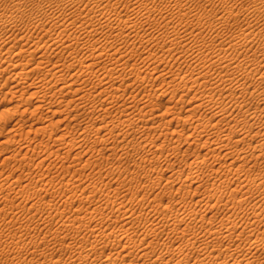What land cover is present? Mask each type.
<instances>
[{"label":"rangeland","instance_id":"1","mask_svg":"<svg viewBox=\"0 0 264 264\" xmlns=\"http://www.w3.org/2000/svg\"><path fill=\"white\" fill-rule=\"evenodd\" d=\"M17 1L20 2V6L23 9L21 7L19 8L18 6H16ZM127 1H133V0H113L110 3L111 5L108 3V0H104L102 3H100V6L102 7V6L106 5V8H108V10H111V14L114 15L113 11L116 8V5H113V4H120V3L127 2ZM145 1L149 2V3H151L153 1L156 3H160L159 4L160 7H163L164 5L167 7L165 8L164 11L162 10V11L156 12L154 14V17L151 18V20L150 19L146 20L145 21L146 23L143 25V27H149V25L147 23H149L150 21H151L150 23H153L156 20H159L156 22H161V21L165 22V21H169V19H170V22L173 21L172 23H175V22L178 23V19L180 21L183 18H185V20L187 19V21L190 22V23H188L189 29H192L193 26L197 25L198 29L200 28L199 30H204V31L206 30L205 34L207 35L206 37H207V40L209 42H212V41L217 42L216 46L211 47L212 48L211 50L208 49L211 52L218 51L216 53H219V51H220L221 54H227V52L231 48H228L227 44H225V45L220 44V43H222L220 41H222V39L231 37L232 34H235V33H238L237 36H241V37L244 36V35L242 36L243 33H247V35H248L247 38H250V40L249 39H247L248 41L243 40L244 43H247V44L245 45L244 43H242V47L240 49L237 48V50H235V51H234V49H231V51L228 52V57L230 59H233V60L235 59L236 62L238 61V62H242V63L246 62L248 60L247 57H250V59H253L255 57L253 59V60H256L255 62H257V64H255V66L260 68L261 71H264V64H263L264 63L263 62L264 49L261 48V47H264V10H263L264 8H262L263 5L261 2V1L264 2V0H195V1L194 0H187V2H186V0H184L185 6L188 9H189V7H191L189 9V11L187 9L188 13H186V14L177 11L178 9L175 6L176 0H145ZM38 3H40V4H38ZM193 3L195 5H193ZM42 4L45 6L46 0H45V3H44V0H0V20H2L3 22L6 23L4 26L5 27L4 29L0 27V30L4 31V32L3 31L0 32V44H1L0 50L3 51V53H5L6 55L8 54L7 56L10 57L9 59H12V60L16 59L20 63L21 62L22 63L27 62L30 59V55L25 56L26 52L23 50L27 49L29 46L30 47L35 46L37 44V42H38L37 46L41 45L39 47H42L43 51H44V49L47 50V51H44V53H43V59L44 60H52V62H56L55 61L56 57H58V54H59L60 57L62 56L61 59H60V57H58L59 60H61V61H59L57 58V63L59 64L60 62L63 61L66 54H68L64 50H62L61 45L55 46L54 44H50L51 43L50 40H52V38H51L52 34H54V33L56 34V32L59 31L60 25L56 26V27L54 24L52 25L53 27L47 26V28H50L52 31L46 32L43 29L38 30L39 28L33 24V21H32L33 18L31 19L30 13H32L33 11H36L37 10L36 8L39 6L41 7ZM161 4H163V5H161ZM37 5H39V6H37ZM92 5L93 4H89L87 9H85V7L82 5L80 7H75L74 10L75 11L76 10L82 11V16H86L88 13L90 15H92L93 12L90 11V8ZM4 6H6V7H4ZM200 6H201V8L203 6V8L201 9ZM45 7H49V6L46 5ZM122 7H123V5L121 6V4H120L119 8H117V10H120V8L123 10ZM204 7H206V8L208 7V9H206ZM230 7H232L231 10H233L235 12V14H236V15H234L235 17H233V16L229 17L228 16L229 11L231 12ZM30 8H32V9H30ZM16 9H18V10H16ZM170 9H172L173 11ZM200 10H202V11H200ZM25 11H27L28 13ZM69 11L70 10H68V12ZM22 12L24 13V15L21 14ZM127 12H130V11H127ZM127 12H124L122 14L124 15ZM190 12H193V13L191 14ZM26 13L28 14L29 17L26 16L27 15ZM198 13L199 14L201 13L205 16V17H203L204 20L199 21L197 19ZM19 14L23 15V17L22 18L20 17V19H18V17L20 16ZM209 14L210 15L213 14L211 16L215 17V19H217V21L220 22V24L217 25L218 28L216 26V28L214 30L213 29L210 30L209 29L210 26L208 27V25H209L208 23H210L209 20L211 19ZM214 14H215V16H214ZM224 14H226L228 17ZM15 15H16V17H15ZM182 15H183V17H181ZM224 16H226V17H224ZM28 18H29V20H28ZM154 18H155V20H154ZM190 18L193 20V22ZM227 18H229V19H227ZM7 19H11L12 21L11 22L6 21ZM206 20L208 23L206 22ZM228 20H229V22H227ZM221 21H224V22H221ZM221 23H223V24H221ZM137 24L142 26V23L140 21H138ZM192 24H194V25H192ZM200 24H202V25H200ZM112 25L113 24H111L110 22H107V21H102V23L100 24L102 30L104 32H108L109 34L112 33ZM201 27H203V28H201ZM33 28H35V29H33ZM79 30L80 29H77V33L79 35H81V31H79ZM43 31H45V33ZM210 31H212V32H210ZM157 32L158 31L154 28L153 29V33H155L154 36H156L157 34L158 35L161 34L159 39L161 42H164V39H161V38L162 37L165 38V34L162 32H158V33ZM240 32H242V33H240ZM219 33L221 35H223L225 38L221 37V35ZM253 33H255V34H253ZM2 34H3V37H2ZM44 34H46V36ZM55 34H54V36H55ZM133 34L134 33H132L131 41L133 39L132 37H134ZM100 37H102V39ZM113 37H114L113 34L111 35V38H110V36L108 37L106 35V33H102L101 35L99 34L95 40L98 39L97 41H103L104 42L107 40V38L108 39L110 38L109 40H111V39H113ZM14 38L18 42L16 40H14ZM22 38H24V39H22ZM215 38H216V40H215ZM1 39H3V40H1ZM45 39L47 40L48 43L46 42ZM7 40H8V43H7ZM44 40H45V42H43ZM167 40H165V41H167ZM35 41H37V42H35ZM250 41H251V43H250ZM156 42L157 41L145 42V44L139 46L140 51H139L138 46H137L138 52H136L137 54L134 53L135 55L132 53H128L127 51L129 49H126V47H124V48L122 47L123 54L118 55V57H120L118 59V61L121 63L116 61V63L117 62L119 63V64L117 63L118 65L115 63L109 64L110 58H105L104 60L103 59H97L95 61V63L96 62L97 63L94 64V70L97 67L100 68V69L96 70L100 74H103V72L105 73L106 70L114 69L113 67H116V71H118V73L122 71L121 74L124 75L125 80L124 81L118 80L116 82L115 86H120V91H121L120 93H123V95L114 104V107H111L109 109L111 112L109 110L106 111L108 113L106 116L104 115V114H106L105 111H102V112L99 111V113L97 111V112H95V114H96L95 118L93 117L95 114L94 115L93 114H90V115L87 114L84 117V115L82 116V114L80 112L78 113L79 110H74L72 108V114L74 116L70 113L68 115H70L73 118L75 117V118L70 123L69 127L67 128L69 131L68 135H70V136L74 135V136H72L75 139L74 142L71 144L72 147L68 146L66 148H62L59 151H57L56 154L53 153L51 155L48 152H47L48 155H47V153L43 152V147L41 146V141L46 140L47 142H49L52 145L55 142V139L58 136H60L61 133H63L62 127L64 128L65 121H62L59 128H56V130L54 131L52 137H51V135H49L51 138L48 135L43 136L42 134H39L37 137L40 138L41 140L37 139V141H36L35 139H33V141H34L33 147L30 149L29 158H32V159L34 158L35 159L34 161L31 160L30 163H27V161L25 162L24 160H17V162L12 160V161H7V162L2 163V161L4 159V157H3L4 151L3 150L5 149L6 144L1 143V141L8 137L9 133H8L7 129H9V127H11L14 123H16L18 118H20L22 120L21 123H23V121H25V120L28 121L30 119V117L32 118V114L29 112L22 114V113L12 111L13 114L11 112L8 116V119H10V120L5 119L6 122L8 121L7 123L3 122L4 120L0 121V131H2L0 133V175H1V177H0V192H1V194H0V210H1L0 211V264H37L38 262L43 260V254L44 253L48 256H51L53 254L55 257H59L61 255L65 257L67 254V248L65 247V245H61V244L54 245V239H53L54 234H52V233H56V231H57L58 239L66 238V240H72L70 237L75 235L76 239L73 240V244L79 245V244H81L82 238L84 235H86V236L92 235V232H91L92 228H94V230L98 231V232H102V231L107 232V231L114 230L117 228V226L122 225L125 222H127V219L125 217L126 214L117 212L118 206L120 204L125 205L126 208H130V209L133 208L137 214L139 212H141L142 209L144 208L143 206H145V205L141 204V200H143L142 197L147 198L146 204L149 200H152L153 198L158 199L157 202H162L164 204H167V203L172 201V204L174 206L173 210L175 212H177L179 214V216H181V215L183 217L188 216V217H185V219H187V220L182 223L180 230L176 233H172L170 235V237L167 239L169 242L175 241L174 239L183 237L184 233L185 234H191L193 232H195V233L198 232V234L200 235V237H199L200 240H204L206 236H209V230L210 229L211 230H223L224 229L223 231H225L228 227L231 230L228 232V234H230L229 236H227V235L223 236L221 234L218 236L213 235V236H211V240L209 241L213 245L214 244L216 246L219 245V247H216V249L221 253V256H224L225 254L228 255L231 252H235V249L236 250L237 249L246 250L248 247H251L248 257L251 260L252 264H264V180H263L264 178L261 177L264 174V153L260 157L259 160L251 158L249 155H248L249 157L246 156L247 158H244V159L241 158L242 156L237 157V155H235L236 156V159H235L234 156L230 155L232 150L234 149L233 150V152H234L237 147H238L237 149L239 150V148L241 149V147H243V145H245L244 146L246 148L245 150L249 152L250 149L248 150L247 146L257 144L256 143L257 142L256 137H253L252 135H248L249 137L251 136L250 138L248 136L244 137L243 138L244 140L241 142H238V144H237V142H235L236 139L232 140L233 143L231 141L229 142L227 140L225 132L230 130L231 128H233V129L242 128V126H243V125H241V124H243L242 122L236 123V125H235L232 121H229L228 118H224L223 119L224 121H223V120H220V118L218 117L219 119L217 118L218 119L217 125L215 122L217 119H213V121H212V122H214L213 125H209L210 123L208 124V122L206 125H204L205 127L202 126L201 124H200L201 126H199L197 124H196V126L194 125L195 122L198 123V119L200 116H201L200 118H204V119L206 118L205 120H207V117L209 116L208 121H211L210 119L213 118L212 115H214L213 113H214L215 109H213L214 110L213 111L211 106L206 105L207 107L203 106V107H206L204 109H203V107H200V108H197L196 110L192 111L191 109H189L190 108L189 106L192 104V102L190 100L191 99L190 96H192L194 94V91H195V92H197L198 95L201 93L199 96H201L202 99L208 100V99H210V96H211V93H210L211 89L208 87L207 88H204V87L200 88V87H198L199 84H196L195 87L192 89V91H190V89L185 90V92H188V96L187 95L182 96L183 90L181 87H183L182 84H184V83L181 82L182 83L181 84L179 81L182 79V76L191 77L192 75L197 74L198 69H200L202 67H201V65H199L198 69L193 70L194 69L193 66L196 63L194 60L190 61V60L184 59V57L187 55V51L182 53V49H181L182 46L176 47L175 45H170L168 41L166 42V45H163V44L161 45V43L157 44ZM15 43H16V45H15ZM137 43H139V42L137 41ZM200 43H198L197 45L198 46L202 45V41H200ZM46 44H50V46H48L47 49L45 47ZM243 44H244V47H243ZM245 46H247V47H245ZM248 46H249V48H248ZM1 47L2 48L4 47V48L2 49ZM55 48H56V50H55ZM4 49H5V51H4ZM7 49H8V51H7ZM19 49L21 52L19 51ZM261 49H262V51H261ZM57 50H59L60 52ZM9 52H11V53H9ZM12 52H14V55L17 54V52H18L17 56L19 58L17 56H14ZM173 52H174V54H173ZM223 52H225V53H223ZM40 53H42V51ZM60 53H62V54L60 55ZM232 53L234 54L233 57H232ZM11 54H12V56H11ZM124 54L126 56H124ZM68 55H70V54H68ZM68 55H67L68 58L64 59L63 63L67 64L68 60H70V56H68ZM79 55H82V53H79ZM178 55H181V57L179 59L177 58ZM237 55H239V56H237ZM257 55H259L260 59ZM23 56L25 57L26 60L24 59ZM243 56H244V58H243ZM245 56H246V58H245ZM106 57H108V56H106ZM124 57H125V59H124ZM238 59H240V60H238ZM245 59H246V61H245ZM233 60H231L232 63L235 62ZM258 60H262V61L258 62ZM98 61H99V65H98ZM105 61H106V64H105ZM113 62H115V61H113ZM113 62H111V63H113ZM236 62L231 67H225L224 69L221 66H217V67L214 66L213 71L215 72V71L219 70L220 72L217 71V72H215L216 74L213 71L212 72L215 76H218V74H224L225 77L236 78L237 83L240 81L238 84L241 85L242 81L245 79L244 76L242 75L244 73H242L241 71L236 69L235 65L240 64V63H238V62L236 63ZM63 63H62V66H63ZM189 63L192 65H190ZM206 63L208 64V62H206ZM206 63H205V65H207ZM258 63L260 65H258ZM103 64H105L107 66H105ZM60 65H61V63H60ZM122 66H123V68H122ZM233 66L235 67L236 70L233 68ZM104 67H105V70H103ZM108 67H109V69H108ZM219 67L221 68V70ZM226 68H228V69L226 70ZM130 69H132V71ZM232 69L235 70L233 73L234 75L229 74L230 73L229 71H231V72L233 71ZM100 70L102 72H100ZM187 71H189V72H187ZM223 71H225L226 73H224ZM138 73H140V76H138ZM179 73H180V75H179ZM6 74L3 75L4 77L0 76V80H1L0 82L1 83L4 81V78L7 76ZM84 77H86V78H84ZM84 77H83V79L87 80V83L84 82L86 88L89 86L91 87L93 84L97 83V79H95V77H92V78L88 77V76H84ZM66 78L68 80H70L72 78L71 72L66 74ZM30 79L31 78L22 80L20 87H22L23 85L27 86L28 85L27 82L31 81ZM174 81H175V83H174ZM243 82H245V81H243ZM257 85H259V86H257L259 91H262V89L264 90V88H262V86H261V85H263V87H264V84L260 85L257 83ZM176 86H178V87H176ZM234 86L237 87L236 85H233V87ZM196 87H198L199 89H197ZM184 88H186V87H184ZM19 89L20 88H18V90ZM176 89H177V91H176ZM200 89H202V91ZM203 89H205V91H203ZM164 90H165V92L167 91L168 93H165ZM208 90L210 92H207ZM239 90H241V88L236 89V92H237L236 94L240 93ZM253 90H254V88L251 89L250 91H253ZM147 92H148V94L154 92L153 94H155V95L151 94V96H152L151 97L150 95L147 94ZM16 94L17 95L20 94V91H18ZM202 94L203 95L205 94V95L202 97ZM248 94L251 95V92L245 93L246 99H247ZM26 95L28 96V94H25V97H27ZM230 95L232 96V94H230ZM230 95H227L225 97H224V95L220 96V97H219V95H216L214 97V99L215 98L216 99L215 100L213 99V101L215 102L216 105L221 104L220 106H225V105L227 106L229 104L230 106L228 105L227 107L229 109H231L232 111H235V113L237 111L242 112V110H244V108L248 105H249V108L247 107L248 109L247 108H245V109H247L249 111H254V110L258 109L257 111L259 113L264 112V102H261L260 100L256 101L257 99H253L250 96H248V99H247V102L245 103V106H243L242 108L241 107L238 108V107L234 106V102L231 101L232 97ZM140 96L143 98H146L147 96L148 97L146 99H143ZM171 96L173 98H171ZM132 97H134L135 99H133ZM136 97H138V98H136ZM153 97H154V99H153ZM168 97H170V98L168 99ZM177 97H178V99H177ZM179 97L181 99H183V101H180L181 99H179ZM222 97H224V98L222 99ZM71 98H72V96H71V94H69L67 96V99H71ZM130 98H132L133 100ZM155 98H156V100H155ZM228 98H230L231 100ZM142 99H143V101H142ZM224 99H225V101H224ZM12 100H11V94L0 92V113L3 109L6 110L7 108H9L8 106H10V104H11L10 101H12L14 104H15V101H16V104H17V102L20 103V101H21V99L16 100L15 98ZM147 100L148 101L150 100L149 101L150 104L148 103ZM167 100L168 101L170 100V101L168 102ZM176 100H177V102H176ZM217 100H218V103H217ZM250 100L253 102H251ZM139 101L141 102L140 104H138ZM220 101L222 103L226 102L227 104L223 103L225 105H222V103ZM227 101H229V102H227ZM143 102L146 103L147 105L149 104V106H150L149 108L146 107L145 109H147V108L148 109H150V108L158 109V113H161V112H162L161 114L169 113L171 115V118L175 116L174 119L172 118L171 122L169 124L167 123L168 124L167 125L165 123H159L156 119H150L148 121V123H146V120H145L146 118H141L143 122L145 121L144 123L143 122L141 123V120L139 121L138 124L141 126L138 125L136 128H135V126L131 127V128H129L127 126V128H125L124 131H121V135L119 137V140H116L119 143L115 142L113 140V138L109 139L111 141L108 140L105 142L104 141L105 138L103 139V137H102V135L104 133L103 134L102 133L101 134L95 133L96 132L95 126L97 127L101 124H104V123L106 124L108 122L110 125H112L111 124L112 119H114V118H115V120H114L115 122H118L119 119H122V118L125 120V119L131 117V114L134 115V116L132 115V117L137 118V116H140V114L144 111V110H141L143 107L140 109V107L143 106ZM157 102H158V104L162 103L163 107H162V105L157 106L155 104ZM127 103H128V106H127ZM182 103H183V105H182ZM176 104H177V106H176ZM118 105H119V107H118ZM137 105H139V107ZM152 105H154V107ZM165 106H169L170 108L168 107L169 108L168 109ZM173 106L176 108L174 109ZM71 107H73V106H71ZM131 107H133V109H131ZM136 107H137V109H136ZM63 108H65V107H63ZM123 108L126 111L128 110L127 111L128 113L125 112V115H124V113H122L120 115L121 110ZM177 108H178V110H176ZM170 109H171V111H170ZM116 110H118V111H116ZM165 110L167 112L163 113V111H165ZM189 110L192 111L194 115L192 114V112L190 113ZM86 112H88V111H86ZM134 112H136L137 115L134 114ZM196 112H197V114H196ZM211 112H213V113L211 114ZM76 113H77V115L78 114H80V115H78L76 117ZM97 113L99 115H97ZM30 114H31V116H30ZM102 114L104 116H102ZM191 114L194 118H192L190 116ZM205 114H207V115H205ZM208 114H210V115H208ZM113 115H115V117ZM184 115L185 116L189 115L188 116L189 118L187 116H186L187 119H186V117L184 118ZM195 115H197V116H195ZM64 116H65V114H63L62 116L57 115L56 117H49L47 121H49L50 118L51 119L54 118L53 120H58L60 117H64ZM100 116H102V117H100ZM88 117L90 118L89 120H88ZM111 117H112V119H111ZM177 117L179 119H177ZM33 118H34V116H33ZM35 118H36V116H35ZM166 118H169V117H166ZM15 119H16V121H14ZM78 119H79V121H78ZM94 119H96V121ZM107 119H109V121ZM189 120H190V122H189ZM78 122H79V125H78ZM86 122L89 123L88 125L94 124V126H93L94 129L92 127L86 128V126H87V125H85V124H87ZM230 122L232 123V125ZM229 123H230L231 127L229 126ZM261 123L256 122V125H255L256 129L255 130L258 129V126L260 129H262V130L264 129V123L263 122H261ZM18 124H20L19 120H18ZM152 124H153V127L150 126ZM160 124H163V125L161 126ZM158 125H160V126H158ZM224 126H225V128H223ZM236 126H238V128ZM2 127H4L6 130L3 131ZM147 127L150 128V130ZM162 127L164 130L162 129ZM187 127H188V129H187ZM195 127L197 130H199V128H200V130L197 131L195 129ZM207 127H209V128H207ZM216 127H217V130H219V133H217L218 132L217 130L216 131L214 130V129H216ZM18 128H20V127H18ZM132 128L134 129V131ZM137 128L139 130H137ZM205 128H207L206 129L207 134L205 132ZM88 129H91V131L87 132ZM221 129H223V130L221 131ZM225 129H226V131H225ZM181 130H182V132H181ZM212 130L214 131V133ZM166 131H167V133L168 132L170 133V134L168 133L169 138H171V136L173 137L174 136L173 134L175 132L176 135H180V136L182 135L181 139H180V136H179V138H178V136L177 137L175 136L174 139H170V141H169L168 140L169 138L166 139L165 135L160 136V132L165 133ZM190 132H191V134L192 133L193 134L191 135ZM197 132H199V134ZM23 133H24L23 134L24 136L22 135V137L23 138L27 137V134L25 135L26 131ZM131 133L132 134L134 133L133 135L140 137L139 138L140 140L143 139L147 143L144 142V144H145L144 146H140L138 144L132 143L131 142L132 135H130ZM138 133H140V134H138ZM221 133L222 134L224 133V135H222ZM158 134H159V136H158ZM187 135L189 137H187ZM196 135H197V138H196ZM122 136H124L123 139H122ZM84 137H85V139H83ZM129 137H130V139H129ZM186 137L189 139L187 140ZM193 137H195L196 139H193ZM214 137H215V140L217 139L216 141H219L218 143H220V146L213 139ZM222 138H223V140H222ZM99 139H101V140H99ZM220 139H221V141H220ZM81 140H83V142H81ZM153 140L157 144H153L154 146L151 147L150 143ZM75 141H77V142L79 141L78 142L79 144L81 142L80 145L82 147L77 142H76L77 145H74V144H76ZM226 141L228 142L227 143L228 145L236 144V146L237 145L238 146L236 147V146L232 145L231 147H233V148H231L230 146H228L226 144ZM244 141H245V143H244ZM112 142L114 144L113 147H112ZM214 142H216V143H214ZM22 145L24 146L27 144L23 142V143H20V145H18L19 147L14 146V145L13 146L16 147V148H14L16 150H22V152H26V149ZM109 145H110V147H109ZM117 145H118V147H117ZM76 146H78V147H76ZM223 146H225V147L223 148ZM226 146H228L229 148ZM156 147L157 148L160 147V148L156 149ZM221 147H222V149H221ZM70 148H72V149H70ZM80 148L83 150V153H84L83 155L80 154L81 153L80 151H82ZM101 148H103V149H101ZM214 148H215V151H214ZM218 148L220 149L219 151H218ZM1 149H2V151H1ZM56 149L57 148L55 146H53L49 149V152L52 150H56ZM79 149H80V151H78ZM97 149L98 150L100 149V150L98 151ZM113 149H114V151L115 150H117V151L114 152V151H112ZM228 149H230V150H228ZM84 150L87 152L85 153ZM91 151H93V153H91ZM226 151H228V152H226ZM103 153H104V155H103ZM76 154L78 156H76ZM201 155H202V157H201ZM42 157H46L47 161L45 162V164L41 165L40 163H38V161ZM29 158H28V160H29ZM196 158L198 159V162H199L197 164H196V161H197ZM204 158H207V159H204ZM201 160H202V162H201ZM255 160L259 164L256 163ZM88 161H89V163H88ZM239 161H242V162H239ZM235 162H236V165L234 164ZM86 163H88V164H86ZM238 163H240L241 166L242 165L243 166L242 167L239 166L240 168H237ZM235 166L237 169L231 168V167H235ZM152 168L154 169V171L152 170ZM227 168L231 169V171L228 170ZM74 170H78V172L74 171ZM236 170H238V172L240 174ZM234 171H236V172H234ZM148 172H150V173L148 174ZM241 172H243V173H241ZM42 173L44 174V176ZM225 173H227V174H225ZM235 173H236V175H235ZM247 173H248V175H247ZM73 174L76 176H74ZM259 174H261V175H259ZM39 175H41L42 177ZM18 176H21L22 177L21 179L26 178L28 181L33 180V182H34L35 179H37V180H35V182L39 181L35 190H34L33 196L29 197L33 191H32V189H29V187H27L26 184L28 183V181L26 183H24V185L22 183V185L13 184L12 186H10V183L14 179H16ZM81 176H82V178H80ZM7 177H8V179H6ZM64 177H66V180H64ZM76 177H78V178L75 179ZM247 177H249V178H247ZM255 177L256 178L259 177V180L261 179L260 180L261 182L258 179L256 181H252V180H251V182L249 181L250 179H253ZM38 178H43L42 182H40L41 179H38ZM67 178L68 179L71 178L72 182H67ZM131 179H133V180H131ZM231 179H233V180H231ZM134 180H136V181H134ZM172 181H174V182H172ZM262 182H263V184H262ZM242 183L246 184V185H243ZM1 184H4L3 185L4 189H1ZM182 184L186 185V188L184 186L182 187ZM236 184H238V185H236ZM83 187H86V188L88 187V188L85 189ZM179 187L181 190L179 189ZM248 187H250V188H248ZM81 188H83V189H81ZM247 188H248V190L246 191ZM70 190H77L78 196L77 195L67 196V194ZM79 190H82V193ZM80 194H82V195L84 194L83 198H82V195L80 197ZM22 196H23V198H22ZM86 196H88V197H86ZM182 196H183V198H182ZM41 197H42L43 201L44 200H46V201L48 200V201L47 202L42 201L43 203L41 204L40 203ZM30 198H32V199H30ZM145 198H144V200H145ZM20 199L22 200V202ZM24 199H26L27 202ZM34 199H36V200H34ZM178 199H179L178 203H180L182 206H180V204L175 202V200H178ZM185 201H186V203L187 202L188 203L186 204ZM31 202L32 203L34 202L33 205ZM45 203H47V205ZM48 203H51L54 206L55 205L59 206L61 208V210L59 212L52 210V213H49V211H51V209L49 208ZM177 204L179 206H177ZM184 204L186 205V207H184ZM42 207L45 208V210H42L41 209ZM96 208H100V211H96ZM192 209L193 210L195 209L196 211L199 210L198 211L199 216L197 217L198 219L196 218V220L191 219V217L188 214V212H191ZM111 211L115 212L114 217L116 218V221L112 222V221L107 220V218L110 216ZM153 214H156V213L153 212ZM53 215H54V217L52 218L51 216H53ZM91 215L95 216L92 223H90L89 226H83L82 228H80L78 230L77 229V226H78L77 220L83 216H91ZM46 216H47V218H46ZM40 218H41V222L39 220ZM148 218L151 219L152 215H148ZM74 220H76L75 226L72 225ZM29 221H30V223H29ZM46 221H47V223H45ZM64 221L69 223V225L67 227H64L62 230H58L59 227H62V223ZM38 222H39V224H38ZM141 223H142L141 220H139L135 215L132 217V219L130 221V224L134 225L135 227L139 226ZM147 223H149V222H147ZM141 227H143V226H141ZM11 233L15 234L14 235L15 237L13 236V234L11 235ZM45 234L49 235V237H48L49 241L44 242V243L41 242V245L38 248H34L30 244L31 239H36L35 237H37V235H38V238H41ZM21 235H23L25 238H28V239L30 238V239L27 240L28 243H26L25 245L24 244H22V245L17 244L18 245L17 246V245H15L14 241H16V238L18 236H21ZM142 237L143 236H141V231L134 232V234H133L134 240H139ZM165 238H166L165 235H159V238H155V236L149 237V238L145 237L144 241L147 242V241H150V239L153 240L154 243H152V245H154L157 249L156 254L157 255L161 254L164 257L165 254H166V256L169 255V252L167 249H165V246H162V248H161V244L165 240ZM158 244H160V245H158ZM177 244L178 243H175V245H177ZM143 246H145V245H143ZM110 247H111V243L108 244V246L106 247V253L109 252L113 255H116L117 251L111 250ZM135 247L136 248H133L135 253H137L139 250H141V249H139V247L142 248V246H140V245L135 246ZM160 249H162V251H160ZM101 250H102L101 248H99L97 250L98 255L102 254ZM167 252H168V254H167ZM202 252L203 251H199L197 249H194V252L192 253V255H194V256L200 255V253L202 254ZM16 255H17V257H15ZM166 256L164 258L168 257V256L167 257ZM19 257H21V260ZM155 257H156V255H154V256H142L141 258L135 257V259H138V260L133 261L132 264H140L142 262L150 263L153 260V258H155ZM127 263H129V261L123 260V261H120L116 264H127Z\"/></svg>","mask_w":264,"mask_h":264},{"label":"bare ground","instance_id":"2","mask_svg":"<svg viewBox=\"0 0 264 264\" xmlns=\"http://www.w3.org/2000/svg\"><path fill=\"white\" fill-rule=\"evenodd\" d=\"M104 0H46V5H48L49 7H45L43 4L41 5V7L39 5V7H37L36 11H31L32 13H30L31 15V19L33 18V24L38 27L39 29L38 30H45L46 32H50L52 31L50 28H47V26H52L53 24L56 26H59L60 25V28H59V31L56 32L55 36L54 34H52L51 38L52 40L50 44H54L55 46L56 45H61V48L62 50H64L66 53L70 54H66L65 58H68V56H70V60H68V63H63L64 62V59L60 65V63L58 64L57 63V58L60 57L59 54H58V57H56V62H52V60H44L43 59V53L44 51H47L44 49L43 51V48L42 47H39L37 46L38 45V42L35 46L33 47H28L27 49H24L23 51L26 52L25 56L26 55H30V59L25 62V63H20L18 62L16 59H9L10 57L7 56L5 53H3V51L0 50V76H3L4 74H6L7 76L4 78V81L1 83L0 82V92H4V93H9L11 94V100L12 99H21L20 103L17 102L16 104V101H15V104L11 102L10 106H8L9 108H7L6 110L3 109L0 113V121L1 120H4L3 122H6L5 119L7 120L8 119V116L9 114L14 111V112H18V113H22V114H25L27 112L31 113L32 114V118L30 117V119L28 121H23V123H21V119L18 118L20 124H18V120L16 123H14L11 127H9L8 130V137L5 138L4 140L1 141V143H5L6 147L5 149L3 150L4 153H3V161L2 163L4 162H7V161H16L17 160H24L25 162L27 161V163H30L31 160L34 161L35 159L33 158H29V152H30V149L33 147V139H35L37 141V139L41 140L40 138H38L37 136L39 134H42L43 136H46V135H53L54 131L56 130V128H59L60 124L62 123V121H65L64 123V128L62 127V132L60 136H58L56 139H55V142L51 145L49 142H47L46 140H42L41 141V146L43 147V152L44 153H50L53 154L57 151H59L60 149L62 148H66V147H70L71 144L74 142V135L70 136L68 135L69 131H68V127L70 125V123L73 121V117H71L70 115H68L69 113L72 114V108L74 110H79L78 113L80 112L82 114V116L84 115H87V114H95V112L98 111H108L111 107H114V104L119 100V98L123 95V93H120V86H115L116 82L118 80H121V81H124L125 78H124V75L121 74V72L118 73V71H116V67H113L114 69H108L109 70H106V72L103 74H100L98 73V69L100 68H95L94 70V64L95 61L97 59H105V58H110V63L109 64H117L119 61L118 59L120 57H118L119 54H123V51H122V47H126V49H129L127 52L128 53H136L138 52V49H139V46L145 44V42H155L157 41L156 43L157 44H160L161 45H166V42L168 41L170 45H175L176 47L177 46H182V53L187 51V55L184 57L185 60H194L195 61V65L193 66L194 69L193 70H196L198 69L199 65H201L202 68L198 69L197 71V74H194V75H190L191 77H184L182 76V79L179 81L180 83H184L182 84L183 87L182 88V96H185L187 95L188 96V92H185V90H189L192 91V89L195 87L196 84H199L198 87H204V88H210L211 89V92L208 90L207 92H210L211 93V96H210V99L208 100H204L201 98V96H199L197 94V92L194 91V94L191 97V102L192 104L189 106L192 111L193 110H196L197 108H200V107H203V106H211L212 110L215 109L214 113L211 112V114L213 113L214 115L213 118H211L210 120L211 121H208V117H207V120H205L204 118H200L201 114L199 115V119H198V123L195 122V126L196 124L199 125V126H204L207 124L209 125H213L214 122L213 119H217L218 117L220 118V120H223L224 118H228L229 121H232L235 125L236 123H240L242 122L243 125L242 128H239V129H233L231 128L230 130L226 131L225 129V134H226V137H227V140L230 142L233 143L232 140L236 139L235 142H241L243 141L244 137L248 136V135H252L253 137H256L257 139V144H254V145H248V150L250 149V151H246L245 149V145H243V147H241V149L239 148V150L237 149L238 145L236 146V144H232L234 146H236L235 148V151L231 152V156H234V158L236 159V156L237 157H241L242 159L244 158H247L246 156H250L251 158H254L256 160H259L260 157L263 155L264 153V129H260L259 126H258V129L255 130L256 128V122H263L264 123V112L263 113H259L257 110H254V111H249L247 110L249 108V105L246 106L244 110H242V112H236L235 111H232L231 109H229L227 106L229 105H225L223 103H226V102H221L222 105H225V106H220L221 104L219 105H216L215 102L213 101L214 97L216 95H219L220 96H227V95H230L232 94V100L230 99L232 102H234V106L235 107H243L245 106V103L247 102V99H248V96H250L251 98L253 99H257L256 101L260 100L261 102H264V90L262 89V91H259V89L257 88V83L258 84H264V71H261L260 68H258L257 66H255V64H257V62H255L256 60H253V59H250V57H247L248 60L245 61L246 62H238L240 64H237L235 65L236 66V69L241 71L243 76H244V80L245 82L242 81L241 85L237 83V79L236 78H228V77H225L224 74H218V76H215L213 74V67L214 66H221L223 69L225 67H231L232 65H234V63L236 62L235 59H230L228 57V52L231 51V49H234L237 50V48H241L242 47V43H244L245 40L249 39L250 38H247L248 35L247 33H243L242 36H237L238 33H235V34H232L231 37L229 38H225L223 35H221V37H224L225 39H222V43L220 44H227L228 45V48H231L227 54H221L220 51L219 53H216L218 51H214V52H211L209 51L208 49H212L211 47L213 46H216V43L215 41H212V42H209L207 40V35L205 34L206 30H199L197 25L196 26H193L192 29H189V24L190 23L189 21H187V19L185 20V18H183L182 20L179 21L178 19V23L175 22V23H172L173 21L170 22V19L169 21H165V22H156V21H159V20H155L154 18V22L153 23H147L149 25V27H143V25L146 23L145 21L146 20H151L152 17H154V14L156 12H159V11H164L165 8L167 6H163V7H160V3H156V2H146L145 0H133V1H127V2H124V3H120L121 6L123 5V10L120 8V10H117V8H119V5L120 4H113V5H116V8L114 9L113 11V14H111V10H108V8H106V5L105 6H100V3H102ZM113 0H108V3L110 4ZM195 1V0H194ZM193 1V2H194ZM187 2V0H186ZM192 2V1H191ZM197 2V1H196ZM262 2V5L264 8V2ZM27 3V2H26ZM44 3H45V0H44ZM214 3V2H213ZM13 4V3H12ZM37 4V3H36ZM40 4V3H38ZM89 4H93L90 8V11L93 12L92 15H90L89 13L86 15V16H82V11H75L74 8L75 7H80V6H84L85 9L88 8V5ZM158 4V5H157ZM190 4V3H189ZM257 4V3H256ZM111 5V4H110ZM163 5V4H161ZM192 5V4H191ZM193 5H195L193 3ZM192 5V6H193ZM197 5V4H196ZM203 5V4H202ZM16 6H18L19 8L21 7L20 6V2L17 1L16 3ZM15 6V7H16ZM24 6V5H23ZM108 6V5H107ZM175 6L176 8L178 9L177 11L181 12V13H188L187 12V7L185 6V1L184 0H176L175 2ZM6 7V6H4ZM17 7V8H18ZM26 7V6H25ZM110 7V6H109ZM115 7V6H114ZM195 7V6H194ZM11 8V7H10ZM22 8V7H21ZM169 8V7H168ZM167 8V9H168ZM175 8V9H176ZM191 7H189L190 9ZM201 8V6H200ZM203 8V6H202ZM201 8V9H202ZM206 8V7H204ZM228 8V7H227ZM232 7H230V10H231ZM256 8V7H255ZM23 9V8H22ZM32 9V8H30ZM111 9V8H110ZM188 9V11H189ZM198 9V8H197ZM196 9V10H197ZM208 9V7L206 8ZM18 10V9H16ZM28 10V9H27ZM68 10H70L68 12ZM172 10V9H170ZM195 10V9H194ZM211 10V9H210ZM229 10V9H228ZM264 10V9H263ZM24 11V10H23ZM117 11V12H116ZM127 11H130V12H127ZM169 11V10H168ZM173 11V10H172ZM191 11V10H190ZM198 11V10H197ZM202 11V10H200ZM207 11V10H206ZM212 11V10H211ZM27 12V11H25ZM124 12H127L125 13L124 15L122 13ZM175 12V11H174ZM196 12V11H195ZM225 12V11H224ZM227 12V11H226ZM28 13V12H27ZM26 13V14H27ZM178 13V12H177ZM180 13V14H181ZM191 14L193 12H190ZM189 13V14H190ZM209 13V12H208ZM18 14V13H17ZM16 14V15H17ZM21 14L24 15V13L22 12ZM19 14L20 16L18 17V19H20V17L22 18L23 15ZM195 14V13H194ZM193 14V15H194ZM227 14V13H226ZM224 14V15H226ZM12 15V14H11ZM15 15V17H16ZM210 15V14H209ZM213 15V14H211ZM211 19L209 20L210 23L206 22L209 24L208 27L210 26V30L211 29H215L216 26L218 24H220V22L217 21V19H215V17L211 16ZM228 15V14H227ZM226 15V16H227ZM234 15L235 12L233 10H231V12L229 11V17L230 16H233L235 17ZM28 16V14L26 15ZM25 16V17H26ZM215 16V14H214ZM224 16V17H226ZM227 16V17H228ZM13 17V16H12ZM11 17V18H12ZM29 17V16H28ZM180 17V16H179ZM183 17V15L181 16ZM192 17V16H191ZM196 17V16H195ZM203 17H205L203 14H199L198 13V20L199 21H202L204 20ZM209 17V16H208ZM232 17V18H233ZM188 18V17H187ZM207 18V17H206ZM205 18V19H206ZM222 18V17H221ZM6 19V18H5ZM30 19V20H31ZM181 19V18H180ZM191 19V18H190ZM189 19V20H190ZM196 19V18H195ZM226 19V18H225ZM229 19V18H227ZM29 20V18H28ZM192 20V19H191ZM190 20V21H191ZM197 20V21H198ZM219 20V19H218ZM223 20V19H222ZM6 21H12L11 19H7ZM24 21V20H23ZM102 21H107V22H110L112 25V33L109 34L108 32H104L100 26V24L102 23ZM140 21L142 23V26L141 25H138L137 22ZM175 21V20H174ZM195 21V20H194ZM198 21V22H199ZM31 22V21H30ZM148 22V21H147ZM193 22V20H192ZM205 22V23H206ZM221 22H224V21H221ZM229 22V20L227 21ZM195 23V22H194ZM202 23V22H201ZM204 23V22H203ZM226 23V22H225ZM5 22H3L2 20H0V27L1 28H5ZM198 24V23H197ZM223 24V23H221ZM32 25V24H31ZM194 25V24H192ZM202 25V24H200ZM225 25V24H224ZM30 26V25H29ZM28 26V27H29ZM33 26V25H32ZM34 26V27H35ZM199 26V25H198ZM205 26V25H204ZM223 26V25H222ZM53 27V26H52ZM156 29L158 32H162L165 34V38H162L161 39H164V42H161L159 37L160 35H155V33H153V29ZM203 28V27H201ZM218 28V26H217ZM7 29V28H6ZM35 29V28H33ZM54 29V28H53ZM56 29V28H55ZM58 29V28H57ZM77 29H80L79 31H81V35H79L77 33ZM152 29V30H151ZM259 30V29H258ZM261 30V29H260ZM3 31V30H0V32ZM6 31V30H5ZM45 31H43L45 33ZM4 32V31H3ZM54 32V31H53ZM212 32V31H210ZM102 33H106V35L110 38H111V35L113 34L114 37L113 39L109 40L107 38L106 41H97L95 40L98 35L102 34ZM132 33L134 37H132V41H131V36H132ZM242 33V32H240ZM256 33V32H255ZM253 33V34H255ZM47 34V33H46ZM46 34H44L46 36ZM250 34V33H249ZM257 34V33H256ZM259 34V33H258ZM24 35V34H23ZM240 35V34H239ZM49 36V37H50ZM164 36V35H163ZM251 36V35H250ZM2 37H3V34H2ZM106 37V36H105ZM217 37V36H216ZM220 37V36H219ZM7 38V37H6ZM102 39V37H100ZM18 39V38H17ZM24 39V38H22ZM26 39V38H25ZM48 39V38H47ZM137 39V40H136ZM168 39V40H167ZM241 39V40H240ZM3 40V39H1ZM14 40H16L14 38ZM21 40V39H20ZM46 40V39H45ZM45 40L43 42H45ZM100 40V39H99ZM159 40V41H158ZM167 40V41H165ZM216 40V38H215ZM244 40V41H243ZM17 41V40H16ZM26 41V40H25ZM49 41V40H48ZM137 41L139 43H137ZM200 41H202V45L198 46L197 44L200 43ZM248 41V40H247ZM2 42V41H1ZM15 42V41H14ZM18 42V41H17ZM47 42V40H46ZM7 43H8V40H7ZM40 43V42H39ZM48 43V42H47ZM251 43V41H250ZM23 44V43H22ZM34 44V43H33ZM43 44V43H42ZM50 44H46V49L48 48V46H50ZM148 44V43H147ZM155 44V43H154ZM153 44V45H154ZM168 44V45H169ZM201 44V43H200ZM245 45L247 43H244ZM244 44H243V47H244ZM1 45V44H0ZM13 45V44H12ZM16 45V43H15ZM14 45V46H15ZM18 45V44H17ZM44 45V44H43ZM53 45V46H54ZM156 45V44H155ZM262 45V44H261ZM5 46V45H4ZM13 46V47H14ZM25 46V45H24ZM137 46H138V49H137ZM218 46V45H217ZM222 46V45H221ZM17 47V46H16ZM44 47V48H45ZM58 47V46H57ZM163 47V46H162ZM247 47V46H245ZM2 48V47H1ZM4 48V47H3ZM2 48V49H3ZM10 48V47H9ZM25 48V47H24ZM52 48V47H51ZM141 48V47H140ZM217 48V47H216ZM226 48V47H225ZM249 48V46H248ZM264 49V47H261ZM143 49V48H142ZM223 49V48H222ZM244 49V48H243ZM10 50V49H9ZM17 50V49H16ZM52 50V49H51ZM56 50V48H55ZM146 50V49H145ZM170 50V49H169ZM208 50V51H207ZM215 50V49H214ZM246 50V49H245ZM5 51V49H4ZM8 51V49H7ZM6 51V52H7ZM18 51V50H17ZM20 51V49H19ZM42 51V53H40ZM59 51V50H57ZM140 51V49H139ZM225 51V50H224ZM240 51V50H239ZM238 51V52H239ZM262 51V49H261ZM16 52V51H15ZM21 52V51H20ZM49 52V51H48ZM60 52V51H59ZM63 52V51H62ZM154 52V51H153ZM11 53V52H9ZM13 55H14V52H12ZM79 53H82V55H79ZM225 53V52H223ZM234 53V52H233ZM232 53V57H233V54ZM242 53V52H241ZM263 53V52H262ZM261 53V54H262ZM62 53H60L61 55ZM137 54V53H136ZM142 54V53H141ZM174 54V52H173ZM238 54V53H237ZM18 55V52L17 54H15L14 56H17ZM46 55V54H45ZM135 55V54H134ZM236 55V54H235ZM245 55V54H244ZM12 56V54H11ZM13 56V57H14ZM108 56V57H106ZM124 56H126L124 54ZM183 56V55H182ZM230 56V55H229ZM239 56V55H237ZM242 56V55H241ZM247 56V55H246ZM245 56V58H246ZM249 56V55H248ZM259 57V55H257ZM18 57V56H17ZM24 57V56H23ZM62 57V56H61ZM60 57V59H61ZM118 57V58H117ZM176 57V56H175ZM181 57V55H178V59ZM252 57V56H251ZM19 58V57H18ZM17 58V59H18ZM27 58V57H26ZM53 58V57H52ZM172 58V57H171ZM236 58V57H235ZM239 58V57H238ZM242 58V57H241ZM244 58V56H243ZM242 58V59H243ZM23 59V58H22ZM25 59V57H24ZM23 59V60H24ZM49 59V58H48ZM125 59V57H124ZM260 59V57H259ZM19 60V59H18ZM22 60V61H23ZM26 60V59H25ZM24 60V61H25ZM59 60V58H58ZM107 60V59H106ZM235 61L234 63H232V61ZM240 60V59H238ZM20 61V60H19ZM61 61V60H59ZM58 61V62H59ZM108 61V60H107ZM115 61V62H113ZM116 61H118L116 63ZM262 60H258V62H260ZM66 62V61H65ZM102 62V61H101ZM113 62V63H111ZM208 62V64L206 63ZM236 62V63H237ZM263 62H264V59H263ZM262 62V63H263ZM62 63H63V66H62ZM104 63V62H103ZM121 63V62H119ZM118 63V64H119ZM186 63V62H185ZM192 63V62H191ZM205 63L207 65H205ZM242 63V64H241ZM105 64H106V61H105ZM103 64V65H105ZM117 64V65H118ZM190 64V63H189ZM264 64V63H263ZM98 65H99V61H98ZM116 65V66H117ZM127 65V64H126ZM192 65V64H190ZM258 65H260L258 63ZM107 66V65H105ZM110 66V65H109ZM124 66V65H123ZM122 66V68H123ZM100 67V66H99ZM215 67V68H216ZM220 68V67H219ZM233 68L235 69V67L233 66ZM135 69V68H134ZM228 68H226L227 70ZM235 69V70H236ZM105 70V67L104 69ZM132 71V69H130ZM192 70V69H191ZM221 70V68H220ZM233 70V69H232ZM233 70L232 72L229 71L230 73L229 74H233L234 71ZM142 71V70H141ZM213 71V72H212ZM219 71V70H217ZM215 71V72H217ZM238 71V72H239ZM71 72V79L68 80L66 78V74ZM100 72H102L100 70ZM135 72V71H134ZM184 72V71H183ZM189 72V71H187ZM214 72V73H215ZM220 72V71H219ZM224 73H226L225 71H223ZM222 72V73H223ZM153 73V72H152ZM228 73V72H227ZM240 73V72H239ZM216 74V73H215ZM180 75V73H179ZM196 75V76H195ZM234 75V74H233ZM240 75V74H239ZM84 76H88V77H95V79H97V83L96 84H93L91 87H87L85 86V83H87V80L83 79ZM138 76H140V73H138ZM229 76V75H228ZM232 76V75H231ZM4 77V76H3ZM143 77V76H142ZM239 77V76H238ZM31 78L28 83V85H23L22 87L21 86V81L24 80V79H29ZM86 78V77H84ZM255 78V79H254ZM1 81V80H0ZM171 82V81H170ZM178 82V81H177ZM175 83V81H174ZM195 83V84H194ZM178 84V83H177ZM120 85V84H119ZM181 85V86H182ZM233 85H236L237 87H233ZM168 86V85H167ZM262 88L263 85H261ZM173 87V86H172ZM178 87V86H176ZM180 87V86H179ZM186 87V88H184ZM198 87H196L197 89H199ZM18 88H20L18 90ZM180 88V89H181ZM238 88H241V90H239V94H236V89ZM253 91H250L251 89H253ZM173 89V88H172ZM179 89V88H178ZM175 90V89H174ZM195 90V89H194ZM202 91V89H200ZM199 90V91H200ZM18 91H20V94H16ZM172 91V90H171ZM177 91V89H176ZM200 91V92H201ZM203 91H205V89H203ZM234 91V92H233ZM258 91V92H257ZM165 92V90H164ZM251 92V95L248 94L247 96V99L245 97V93H249ZM154 93V92H153ZM153 93H150L147 94L151 96V94ZM163 93V92H162ZM165 93H168L167 91ZM191 93V92H190ZM203 93V92H202ZM235 93V94H234ZM25 94H28L27 97H25ZM71 94L72 98L71 99H67V96ZM143 94V93H142ZM145 94V93H144ZM146 94V95H147ZM159 94V93H158ZM157 94V95H158ZM172 94V93H171ZM134 95V94H133ZM132 95V96H133ZM155 95V94H153ZM163 95V94H162ZM181 95V94H180ZM205 95V94H204ZM202 94V97L204 96ZM18 96V97H17ZM142 96V95H141ZM140 96V97H141ZM208 96V95H207ZM146 97V96H145ZM148 97V96H147ZM146 97V98H147ZM152 97V96H151ZM189 97V98H190ZM206 97V96H205ZM218 97V96H217ZM222 97V99L224 98ZM133 99H135L134 97H132ZM130 98V99H132ZM138 98V97H136ZM143 98V97H141ZM146 98H143V99H146ZM170 97H168L169 99ZM171 98H173L171 96ZM185 98V97H184ZM132 99V100H133ZM142 99V101H143ZM154 99V97H153ZM178 99V97H177ZM179 99H181L179 97ZM207 99V98H206ZM216 99V98H215ZM214 99V100H215ZM227 99V98H226ZM250 99V98H249ZM252 99V100H253ZM127 100V99H126ZM156 100V98H155ZM148 101V100H147ZM146 101V102H147ZM150 101V100H149ZM148 101V103L150 104V102ZM168 101V100H167ZM170 101V100H169ZM168 101V102H169ZM180 101H183V99H181ZM189 101V100H188ZM225 101V99H224ZM251 101V100H250ZM254 101V100H253ZM251 101V102H253ZM255 101V102H256ZM131 102V101H130ZM129 102V103H130ZM136 102V101H135ZM134 102V103H135ZM138 102V101H137ZM154 102V101H153ZM152 102V103H153ZM172 102V101H171ZM177 102V100H176ZM211 104H209V103ZM229 102V101H227ZM249 102V101H248ZM250 102V103H251ZM124 103V102H123ZM132 103V102H131ZM141 102L139 101L138 104H140ZM164 103V102H163ZM217 103H218V100H217ZM149 104L147 105L146 103L143 102V106L140 107L141 110H144L140 116H137L136 117H132L133 114H131V117L127 118V119H119L118 122H115V118L112 119V125L108 123H104V124H101L99 126H95L96 128V132L97 134H103L102 137L104 139V141H108L109 139H112L115 141V142H118L116 140H119V137L121 135V131H124L125 128H127V126L129 128L131 127H134L135 128L139 125V121L141 120V123L143 122L141 118H146V123H148V121L150 119H156L159 123H165V124H169L172 120V118L174 119V117L171 118V115L169 113L167 114H161V113H158V109H155V108H150L148 109L150 106ZM157 106H161L163 107V104L162 103H155ZM154 104V105H155ZM165 104V103H164ZM227 104V103H226ZM125 105V104H124ZM132 105V104H131ZM135 105V104H134ZM154 105H152L154 107ZM183 105V103H182ZM185 105V104H184ZM189 105V104H188ZM258 105V104H257ZM73 106V107H71ZM121 106V105H120ZM123 106V105H122ZM127 106H128V103H127ZM126 106V107H127ZM139 107V105H137ZM177 106V104H176ZM230 106V105H229ZM65 107V108H63ZM119 107V105H118ZM124 107V106H123ZM130 107V106H129ZM146 107H148L147 109H145ZM166 108H168L169 106H165ZM164 107V108H165ZM172 107V106H171ZM182 107V106H181ZM207 107V106H206ZM206 107H203L206 108ZM135 108V107H134ZM170 108V107H169ZM168 108V109H169ZM173 108L175 109L176 107L173 106ZM232 108V107H231ZM234 108V107H233ZM131 109H133V107H131ZM137 109V107H136ZM235 109V108H234ZM121 110V109H120ZM164 110V109H163ZM178 110V108L176 109ZM200 110V109H199ZM211 110V109H210ZM238 110V109H237ZM251 110V109H250ZM88 111V112H86ZM110 111V110H109ZM118 111V110H116ZM128 111V110H127ZM126 110H124V108L121 110V113H124L125 115V112H127ZM138 111V110H137ZM160 111V110H159ZM171 111V109H170ZM169 111V112H170ZM190 111V110H189ZM190 111V113L192 112ZM230 111V112H229ZM111 112V111H110ZM132 112V111H131ZM139 112V111H138ZM164 112H167L166 110L163 111ZM173 112V111H172ZM195 112V111H194ZM17 113V114H18ZM97 113V115H99ZM128 113V112H127ZM126 113V114H127ZM140 113V112H139ZM179 113V112H178ZM210 113V112H209ZM13 114V112H12ZM11 114V115H12ZM30 114V116H31ZM63 114H65L64 117H60L58 120H53L54 118H50L49 121L48 118L49 117H56L57 115L59 116H62ZM75 114V113H74ZM101 114V113H100ZM108 113L106 112V114H104L105 116L107 115ZM130 114V113H129ZM128 114V115H129ZM134 114H136V112H134ZM193 114V112H192ZM192 114L190 115L192 118H194L192 116ZM197 114V112H196ZM10 115V116H11ZM73 115V114H72ZM80 115V114H78ZM77 113H76V117L78 116ZM102 114V116H104ZM112 115V114H111ZM137 115V114H136ZM176 115V114H175ZM178 115V114H177ZM194 115V114H193ZM207 115V114H205ZM210 115V114H208ZM34 116V118H33ZM36 116V118H35ZM74 116V115H73ZM96 114L93 116L95 118ZM100 116V117H102ZM115 117V115H113ZM118 116V115H117ZM134 116V115H133ZM187 116V115H186ZM184 115V118L186 117ZM189 116V115H188ZM187 116V117H188ZM197 116V115H195ZM13 117V116H12ZM80 117V116H79ZM98 117V116H97ZM119 117V116H118ZM166 117H169V118H166ZM179 117V116H178ZM177 117V119H179ZM186 117V119H187ZM81 118V117H80ZM79 118V119H80ZM99 118V117H98ZM106 118V117H105ZM181 118V117H180ZM189 118V117H188ZM218 118V119H219ZM25 119V118H24ZM28 119V118H27ZM78 119V121H79ZM90 118L88 117V120ZM97 119V118H96ZM96 119H94L96 121ZM218 119L215 121L216 122V125H217V122H218ZM10 120V119H8ZM81 120V119H80ZM106 120V119H105ZM109 121V119H107ZM176 120V119H175ZM181 120V119H180ZM185 120V119H184ZM193 120V119H192ZM195 120V119H194ZM197 120V119H196ZM16 121V119L14 120ZM76 121V120H75ZM104 121V120H103ZM117 121V120H116ZM154 121V120H153ZM179 121V120H178ZM183 121V120H182ZM224 121V120H223ZM226 121V120H225ZM8 122V121H7ZM6 122V123H7ZM30 122V123H29ZM81 122V121H80ZM89 122V121H88ZM91 122V121H90ZM94 122V121H93ZM107 122V121H106ZM145 122V121H144ZM143 122V123H144ZM190 122V120H189ZM192 122V121H191ZM29 123V124H28ZM87 123V122H86ZM92 123V122H91ZM178 123V122H177ZM181 123V122H180ZM187 123V122H186ZM193 123V122H192ZM223 123V122H222ZM228 123V122H227ZM231 123V122H230ZM230 123H229V126H230ZM89 123L85 124L87 125V127H92L94 126V124H91V125H88ZM96 124V123H95ZM155 124V123H154ZM167 124V125H168ZM184 124V123H183ZM191 124V123H190ZM201 124V125H200ZM259 124V123H258ZM262 124V123H261ZM260 124V125H261ZM78 125H79V122H78ZM157 125V124H156ZM161 126L163 124H160ZM158 125V126H160ZM193 125V126H194ZM215 125V126H216ZM232 125V123H231ZM84 126V125H83ZM141 126V125H139ZM143 126V125H142ZM151 127H153V124L150 125ZM157 126V127H158ZM178 126V125H177ZM190 126V125H189ZM20 127V128H18ZM145 127V126H144ZM182 127V126H181ZM205 127V126H204ZM203 127V128H204ZM220 127V126H219ZM222 127V126H221ZM231 127V126H230ZM238 128V126H236ZM83 128V127H82ZM143 128V127H142ZM148 128V127H147ZM202 128V129H203ZM209 128V127H207ZM205 128V132H206V129ZM215 128V127H214ZM225 128V126L223 127ZM262 128V127H261ZM84 129V128H83ZM94 129V128H93ZM133 129V128H132ZM150 130V128H148ZM156 129V128H155ZM163 129V127H162ZM175 129V128H174ZM181 129V128H180ZM188 129V127H187ZM190 129V128H189ZM194 129V128H193ZM196 129V127H195ZM213 129V128H212ZM2 130H6L4 127H2ZM21 130V131H20ZM64 130V131H63ZM85 130V129H84ZM128 130V129H127ZM137 130H139L137 128ZM164 130V129H163ZM172 130V129H171ZM197 130V129H196ZM200 130V128H199ZM197 130V131H199ZM215 131L217 130V127L216 129H214ZM223 129H221L222 131ZM25 135L27 134V137L23 138L22 135L24 134L23 132H25ZM71 131V130H70ZM83 131V130H82ZM86 131V130H85ZM91 131V129H88L87 132ZM95 131V130H94ZM132 131V130H131ZM134 131V129H133ZM132 131V132H133ZM168 131V130H167ZM167 131L165 133H161L160 132V136L162 135H165V138H169L168 136V133ZM173 131V130H172ZM189 131V130H188ZM194 131V130H193ZM210 131V130H209ZM213 131V130H212ZM219 133V130H217ZM2 131H0L1 133ZM182 132V130H181ZM202 132V131H201ZM125 133V132H124ZM141 133V132H140ZM138 133V134H140ZM151 133V132H150ZM187 133V132H186ZM189 133V132H188ZM199 134V132H197ZM211 133V132H210ZM214 133V131H213ZM212 133V134H213ZM216 133V132H215ZM216 133V134H217ZM34 136H33V135ZM134 134V133H133ZM132 133L130 135H132V139H131V142L134 143V144H138L140 146H144V141L143 139L140 140L138 136H135L133 135ZM170 134V133H169ZM191 134V132H190ZM193 134V133H192ZM191 134V135H192ZM207 134V132H206ZM215 134V135H216ZM222 134V133H221ZM124 135V134H123ZM174 136L171 138H169L168 140L170 141V139H174L175 136L179 138L180 135H176L175 132L173 134ZM185 135V134H184ZM183 135V136H184ZM189 135V134H188ZM187 135V137H189ZM195 135V134H194ZM202 135V134H201ZM209 135V134H208ZM214 135V136H215ZM224 135V133L222 134ZM24 136V135H23ZM47 136V137H48ZM81 136V135H80ZM84 136V135H83ZM97 136V135H96ZM99 136V135H98ZM144 136V135H143ZM146 136V135H145ZM159 136V134H158ZM182 136V135H181ZM181 136H180V139H181ZM50 137V136H49ZM50 137V138H51ZM86 137V136H85ZM85 137L83 139H85ZM100 137V136H99ZM124 136H122V139H123ZM186 139L188 140L189 138ZM222 137V136H221ZM224 137V136H223ZM249 137V136H248ZM251 137V136H250ZM249 137V138H250ZM162 138V137H161ZM196 138H197V135H196ZM195 137H193V139H196ZM199 138V137H198ZM208 138V137H207ZM220 138V137H219ZM218 138V139H219ZM248 138V139H249ZM81 139V138H80ZM121 139V138H120ZM130 139V137H129ZM145 139V138H144ZM150 139V138H149ZM148 139V140H149ZM215 140V137L213 138ZM247 139V140H248ZM101 140V139H99ZM146 140V139H145ZM151 140V139H150ZM149 140V141H150ZM207 140V139H206ZM209 140V139H208ZM217 140V139H216ZM215 140V141H216ZM223 140V138H222ZM111 141V140H109ZM126 141V140H125ZM178 141V140H177ZM191 141V140H190ZM193 141V140H192ZM196 141V140H195ZM213 141V140H212ZM221 141V139H220ZM26 143L27 145H22L25 149H26V152H22V150H16L14 148V146H18L20 145V143ZM77 141H75L76 143ZM79 142V141H78ZM77 142V143H78ZM81 142H83V140H81ZM80 142V144H81ZM102 142V141H101ZM130 142V141H129ZM164 142V141H163ZM208 142V141H207ZM217 143L219 141H216ZM214 142V143H216ZM74 144V145H77ZM119 143V142H118ZM147 143V142H146ZM150 143V142H149ZM180 143V142H179ZM205 143V142H204ZM223 143V142H222ZM228 142L226 141V144ZM245 143V141H244ZM250 143V142H249ZM79 144V143H78ZM79 144V145H80ZM153 144H157L155 143V141L153 140L150 145L151 147L154 146ZM170 144V143H169ZM219 146H220V143H218ZM247 144V143H246ZM252 144V143H251ZM14 145V146H13ZM113 142H112V147H113ZM159 145V144H158ZM209 145V144H208ZM228 145V144H227ZM232 145H228V146H232ZM55 146L57 149L56 150H52L49 152V149L51 147ZM81 146V145H80ZM124 146V145H123ZM176 146V145H175ZM206 146V145H205ZM214 146V145H213ZM218 146V145H217ZM216 146V147H217ZM226 146V147H228ZM19 147V146H18ZM72 147V146H71ZM78 147V146H76ZM82 147V146H81ZM110 147V145H109ZM111 147V148H112ZM118 147V145H117ZM134 147V146H133ZM225 146H223L224 148ZM95 148V147H94ZM105 148V147H104ZM146 148V147H145ZM160 148V147H158ZM156 147V149H158ZM178 148V147H177ZM229 148V147H228ZM233 148V147H231ZM230 148V149H231ZM68 149V148H67ZM72 149V148H70ZM81 149V148H80ZM80 149L78 151H80ZM96 149V148H95ZM103 149V148H101ZM116 149V148H115ZM222 149V147H221ZM227 149V148H226ZM228 149V150H230ZM82 150V149H81ZM86 150V149H85ZM84 152L86 153L87 151ZM89 150V149H88ZM94 150V149H93ZM98 150V149H97ZM96 150V151H97ZM100 150V149H99ZM98 150V151H99ZM108 150V149H107ZM217 150V149H216ZM220 149L218 148V151ZM2 151V149H1ZM114 151V149L112 150ZM117 150H115L114 152H116ZM214 151H215V148H214ZM42 152V153H43ZM81 153L80 154H84L83 153V150L80 151ZM101 152V151H100ZM228 152V151H226ZM230 152V151H229ZM251 152V153H250ZM47 153V155H48ZM79 153V152H78ZM91 153H93V151H91ZM105 153V152H104ZM103 153V155H104ZM247 153V154H246ZM110 154V153H109ZM108 154V155H109ZM212 154V153H211ZM223 154V153H222ZM227 154V153H226ZM81 155V156H82ZM89 155V154H88ZM114 155V154H113ZM200 155V154H199ZM216 155V154H215ZM46 156V155H45ZM76 156H78L76 154ZM220 156V155H219ZM223 156V155H222ZM248 156V157H249ZM202 157V155H201ZM29 158V160H28ZM220 158V157H219ZM240 158V159H241ZM197 159V158H196ZM200 159V158H199ZM202 159V158H201ZM204 159H207V158H204ZM218 159V158H217ZM227 159V158H226ZM233 159V158H232ZM239 159V158H238ZM246 160V159H245ZM255 160V162H256ZM47 161L46 157H42L38 163H40L41 165L42 164H45V162ZM231 161V160H230ZM233 161V160H232ZM21 162V161H20ZM23 162V161H22ZM91 162V161H90ZM202 162V160H201ZM200 162V163H201ZM239 162H242V161H239ZM254 162V161H253ZM89 163V161H88ZM86 163V164H88ZM199 163L198 162V159L196 161V164ZM258 163V162H256ZM195 164V165H196ZM236 165V162L234 163ZM240 163H238V167L237 168H240L239 166H241V164L239 165ZM259 164V163H258ZM225 165V164H224ZM223 165V166H224ZM227 165V164H226ZM231 165V164H230ZM233 165V164H232ZM256 165V164H255ZM199 166V165H198ZM234 166V165H233ZM243 166V165H242ZM241 166V167H242ZM67 167V166H66ZM221 168V167H220ZM229 168V167H228ZM227 168V169H228ZM231 168H236L235 167H231ZM236 168V169H237ZM244 169V168H243ZM148 170V169H147ZM152 170L154 171V169L152 168ZM231 171V169H228ZM239 170V169H238ZM238 170H236L238 172ZM245 170V169H244ZM243 170V171H244ZM74 171H77L78 170H74ZM149 171V170H148ZM226 171V170H225ZM234 171V172H236ZM151 172V171H150ZM148 172V174L150 173ZM222 172V171H221ZM220 172V173H221ZM249 172V171H248ZM260 172V171H259ZM147 173V172H146ZM180 173V172H179ZM230 173V172H229ZM232 173V172H231ZM239 173V172H238ZM243 173V172H241ZM43 174V173H42ZM227 174V173H225ZM233 174V173H232ZM240 174V173H239ZM262 174V173H261ZM259 174V175H261ZM74 175V174H73ZM234 175V174H233ZM236 175V173H235ZM238 175V174H237ZM248 175V173H247ZM258 175V176H259ZM41 176V175H39ZM44 176V174H43ZM76 176V175H74ZM73 176V177H74ZM181 176V175H180ZM1 177V175H0ZM42 177V176H41ZM135 177V176H134ZM243 177V176H242ZM264 178V174L263 176H261ZM22 177L21 176H18L16 179H14L11 183H10V186H12L13 184L15 185H24V183H26L28 180L26 178L24 179H21ZM78 177H76L75 179H77ZM82 178V176L80 177ZM133 178V177H132ZM196 178V177H195ZM249 178V177H247ZM251 178V177H250ZM8 179V177L6 178ZM38 179H41L40 182H42L43 178H38ZM134 179V178H133ZM131 179V180H133ZM197 179V178H196ZM259 180V177L258 178H253V179H250L249 181L251 182L252 181H256V180ZM30 180V179H29ZM37 180V179H35ZM33 182L32 181H28V183L26 184L27 187H29V189H32V194L29 196H33L34 194V190L38 184V182ZM64 180H66V177H64ZM233 180V179H231ZM240 180V179H239ZM248 180V179H247ZM261 180V179H260ZM259 180V181H260ZM264 180V179H263ZM136 181V180H134ZM170 181V180H169ZM248 181V182H249ZM44 182V181H43ZM67 182H72V179H68L67 178ZM174 182V181H172ZM171 182V183H172ZM183 182V181H182ZM246 182V181H245ZM261 182V181H260ZM257 183V182H256ZM255 183V184H256ZM129 184V183H128ZM243 184V183H242ZM258 184V183H257ZM263 184V182H262ZM4 184H1V189H4L3 187ZM238 185V184H236ZM240 185V184H239ZM243 185H246V184H243ZM185 187L186 188V185L182 184V187ZM175 187V186H174ZM181 187V186H180ZM179 187V189H180ZM85 189H87L86 187H83ZM81 188V189H83ZM241 188V187H240ZM250 188V187H248ZM248 188L246 189V191L248 190ZM243 189V188H242ZM181 190V189H180ZM250 190V189H249ZM81 191L82 193V190H79ZM245 192V191H244ZM239 193V192H238ZM1 194V192H0ZM30 194V193H29ZM77 190H70L67 194V196H75L77 195ZM82 194H80V197H81ZM84 195V194H83ZM83 195H82V198H83ZM86 195V194H85ZM242 195V194H241ZM25 196V195H24ZM78 196V195H77ZM88 197V196H86ZM243 197V196H242ZM23 198V196H22ZM26 198V197H25ZM44 198V197H43ZM145 197H142L143 200H141V204L145 205L143 206L144 208L142 209L141 212H139L138 214L136 213V211L132 208H126L125 205L123 204H120L118 206V211L119 213H124L126 214V219H127V222H125L124 224L122 225H119L117 226L116 229L114 230H111V231H107V232H98V231H95L94 228H92L91 232H92V235L91 236H86L84 235L83 238H82V242L81 244L79 245H74L73 244V240L76 239V236H71L70 238L72 240H66V238L64 239H58V233L56 231V233H52L54 234V245H65V247L67 248V254L66 256H59V257H55L52 253L51 256H48L46 255L44 252L43 254V260H41L40 262H38L37 264H116L120 261H129V263L127 264H132L133 261H136L138 259H135V257H138V258H141L142 256H154L156 255L155 258H153V260L150 262V263H145V262H142L140 264H252L251 260L249 259L248 255H249V251H250V248L251 247H248L246 250L244 249H235V252H229L230 254L228 255H224V256H221V253L216 249V247H219V245H213L211 244L209 241L211 240V236L213 235H223V236H229L230 234H228L229 231H231L228 227L225 231L223 230H209V236H206L204 240H200V235L198 234V232H193L191 234H183V237H180V238H177V239H174L175 241H172V242H169L167 239L170 237V235L172 233H176L180 230L181 228V225L183 222H185L187 219H185V217H188V216H179V214L177 212H175L173 210L174 206L172 204V201L167 203V204H164L162 202H157L158 199H152V200H149L146 204V199L144 200ZM158 198V197H157ZM183 198V196H182ZM32 199V198H30ZM180 199V198H179ZM179 199L178 200H175L176 203L179 202ZM21 200V199H20ZM26 201V199H24ZM36 200V199H34ZM33 200V201H34ZM182 200V199H181ZM180 200V201H181ZM185 200V199H184ZM241 200V199H240ZM31 201V200H30ZM38 201V200H37ZM43 199L41 197V201L40 203L42 204L43 202ZM48 201V200H47ZM46 201V202H47ZM5 202V201H4ZM22 202V200H21ZM27 202V201H26ZM174 202V201H173ZM183 202V201H182ZM199 202V201H198ZM32 203V202H31ZM34 203V202H33ZM32 203V205H33ZM186 203V201H185ZM188 203V202H187ZM186 203V204H187ZM37 204V203H36ZM47 205V203H45ZM180 204V203H178ZM177 204V206H179ZM254 205V204H253ZM258 205V204H257ZM256 205V206H257ZM36 206V205H35ZM48 206L49 208L51 209V211H49V213H52V210H55L56 212H59L61 210V208L57 205H52L51 203H48ZM180 206H182L180 204ZM190 206V205H189ZM184 207H186V205L184 204ZM40 208V207H39ZM188 208V207H187ZM186 208V209H187ZM37 209V208H36ZM42 210H45V208H41ZM40 209V210H41ZM257 209V208H256ZM38 210V209H37ZM260 210V209H259ZM258 210V211H259ZM1 211V210H0ZM96 211H100V208H96ZM199 211V210H198ZM198 211H196L195 209L191 212H188L189 216L191 217V219L193 220H196V218L199 216L198 215ZM152 212V213H151ZM153 212H155L156 214H153ZM201 212V211H200ZM255 212V211H254ZM261 213V212H260ZM114 214L115 212L114 211H111L110 213V216L107 218V220L109 221H116V218L114 217ZM136 216L139 220H141V224L137 227H135L134 225H131L130 224V221L132 219L133 216ZM147 215V216H146ZM148 215H152V218L149 219L148 218ZM258 216V215H257ZM256 216V217H257ZM50 217V216H49ZM48 217V218H49ZM52 218L54 217L51 216ZM94 215H91V216H83L81 218H79L77 220L78 222V226H77V229L79 230L80 228H82L83 226H89L90 223H92L93 219H94ZM118 217V216H117ZM47 218V216H46ZM198 219V218H197ZM25 220V219H24ZM40 222H41V218L39 219ZM46 220V219H45ZM75 222L76 220H74V222L72 223L73 226H75ZM149 222V223H147ZM30 223V221H29ZM44 223V222H43ZM47 223V221L45 222ZM39 224V222H38ZM41 224V223H40ZM69 225V223L67 222H63L62 223V227H59L58 230H62L64 227H67ZM143 226V227H141ZM49 228V227H48ZM11 229V228H10ZM15 231V230H14ZM17 231V230H16ZM137 231H141V236H143L142 238H140L139 240H134L133 238V234L134 232H137ZM235 231V230H234ZM12 232V231H11ZM14 233V232H13ZM11 233V235L13 234ZM152 233V234H151ZM202 233V232H201ZM26 234V233H25ZM15 234H13L14 236ZM18 235V234H17ZM30 235V234H29ZM28 235V236H29ZM151 235V236H150ZM159 235H165L166 238L165 240L162 242L161 244V248L162 246H165V249L168 250L169 252V255L165 256L167 258H164L161 254L157 255L156 252H157V249L154 245H152L153 240L150 239V241H147L145 242L144 241V238L145 237H153L155 236V238H159ZM31 236V235H30ZM232 236V235H231ZM12 237V236H11ZM15 237V236H14ZM27 237V236H26ZM48 237L49 235L45 234L43 237L41 238H38V235L37 237H35L36 239H31L30 240V244L34 247V248H38L40 245H41V242H47L49 241L48 240ZM127 238V239H126ZM30 239V238H29ZM28 238H25L23 235L21 236H18L16 238V241L15 242V245H22V244H26L28 243L27 240H29ZM15 240V239H14ZM113 241V242H112ZM12 242V241H11ZM56 243V244H55ZM111 243V247L110 249L111 250H116L117 251V254L116 255H113L111 253H106V247L108 246V244ZM146 243V244H145ZM175 243H178L177 245H175ZM145 246H143V245ZM158 244V245H160ZM14 245V244H13ZM14 245V246H15ZM17 245V246H18ZM60 245V246H61ZM142 246L139 247V250L137 253L134 252V249L133 248H136L135 246ZM212 247V248H211ZM101 248V253L100 255H98L97 253V250ZM236 248V247H235ZM194 249H197L199 251H203L202 254L200 253V255H192V253L194 252ZM160 251H162V249H160ZM166 251V250H165ZM177 251V252H176ZM233 251V250H232ZM164 252V251H163ZM162 252V253H163ZM167 252V254H168ZM175 252V253H174ZM55 254V253H54ZM164 255V254H163ZM14 257V256H13ZM17 257V255L15 256ZM20 260H21V257H19Z\"/></svg>","mask_w":264,"mask_h":264}]
</instances>
